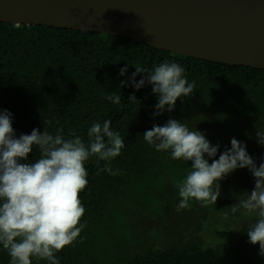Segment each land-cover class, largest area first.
<instances>
[{"label":"trees","instance_id":"obj_1","mask_svg":"<svg viewBox=\"0 0 264 264\" xmlns=\"http://www.w3.org/2000/svg\"><path fill=\"white\" fill-rule=\"evenodd\" d=\"M164 61L183 66L195 90L189 97L178 98L172 112L154 117L158 101L152 86L137 90L130 77L135 66L151 70ZM125 65L128 71L122 76L120 69ZM121 81L128 83L121 86ZM113 93L120 95L119 104L106 99ZM132 94L136 99L129 98ZM5 109L12 113L17 137L34 128H46L53 135L62 129L65 139L73 138L69 133L75 132L87 145L92 124L110 120L111 129L124 139L120 155L111 161L97 164L93 155L85 162L88 184L79 198L85 208L80 223L86 227L72 244L55 253L60 264H264V256L247 252V248L259 252V244H251L247 235L258 216L238 207L255 186L250 171L242 168L228 174L223 185L227 194L220 195L215 205L204 206L192 199L190 208L177 211L181 199L177 182L190 171L192 162L174 160L171 150L156 151L143 139L154 124L173 118L220 145L213 159L225 146L231 147L235 137L246 144L259 166L264 162V145L256 135L264 131L263 69L185 56L139 39L100 32L0 22V111ZM39 156L33 146L28 160L22 162H34ZM105 163L120 174L103 171ZM130 204L137 207L136 218L127 209ZM234 206L238 207L235 213ZM168 211L173 217L183 215L180 226L188 224L181 238L148 228L159 224V217ZM217 221L233 226L223 229ZM223 235L234 240L221 245ZM167 237L177 242H164ZM157 240L162 243H153ZM30 259L32 264H48ZM10 261L0 245V264Z\"/></svg>","mask_w":264,"mask_h":264},{"label":"clouds","instance_id":"obj_2","mask_svg":"<svg viewBox=\"0 0 264 264\" xmlns=\"http://www.w3.org/2000/svg\"><path fill=\"white\" fill-rule=\"evenodd\" d=\"M135 69L130 77L133 87L138 90L150 84L157 97L154 117L172 112L178 98L189 97L195 90V83L188 82L184 67L176 62L164 61L151 70L141 66ZM127 71L125 65L119 74L123 76ZM140 73L145 75L137 81L135 77ZM126 83L121 81V86ZM129 98L136 99L134 94ZM106 99L115 104L121 101L115 93ZM62 131L58 129L53 135L46 128H34L30 134L17 137L12 113L0 111V245L8 251L10 264H32L31 257L60 264L55 253L72 244L86 227L80 223L85 208L79 198L88 184L85 162L93 155L97 164L111 161L125 146L120 133L111 129L110 120L92 124L87 145L75 132L69 133L73 138L65 139ZM256 135L258 143L264 145V131H257ZM143 139L156 151L171 150L174 160L192 162L190 171L177 182L181 198L177 211L190 208L192 199L204 206L215 205L221 195L219 181L237 169L247 168L255 186L238 207L247 214H257L247 235L251 244H259V255L264 256V162L257 166L244 142L233 137L231 147L225 146L219 158L213 159L220 145L211 144L204 132L190 130L173 118L163 125L154 124L143 133ZM33 146L39 149V158L22 162L28 160ZM102 170L120 174L108 163ZM238 207L231 211L237 212Z\"/></svg>","mask_w":264,"mask_h":264},{"label":"water","instance_id":"obj_3","mask_svg":"<svg viewBox=\"0 0 264 264\" xmlns=\"http://www.w3.org/2000/svg\"><path fill=\"white\" fill-rule=\"evenodd\" d=\"M0 22L139 39L264 70V0H0Z\"/></svg>","mask_w":264,"mask_h":264},{"label":"rangeland","instance_id":"obj_4","mask_svg":"<svg viewBox=\"0 0 264 264\" xmlns=\"http://www.w3.org/2000/svg\"><path fill=\"white\" fill-rule=\"evenodd\" d=\"M229 178H230V176L227 175L226 177H224L222 180L219 181L222 197L223 196H226V194H227V190L224 189V186L223 185H225L226 181ZM173 197H175V192L171 194V197L170 198H173ZM127 209L129 211H132V210L134 211V210L137 209V207L134 208V204H130V206L127 207ZM209 212H211V210ZM134 213H135V211L134 212H131L132 217L134 216ZM226 214H228V213H226ZM228 216H230V214H228ZM134 217L136 218V216H134ZM182 217H183V215H178L176 213L174 214V217H173V215L171 214V212L168 211V214H166V215H164L162 217L161 216L159 217V224H157V225L150 224L148 226V228L149 227H152V228L156 229L159 235H160V233L162 231V234L163 235H171V236L174 235V236H176V238H178L180 236L182 237V235H181V234H183L182 233V229L184 227L185 228L188 227V224H182L181 226L179 225V222H181V221H183V223H184V219ZM147 222L148 221L145 220V223H147ZM217 222L219 223V226L221 228H223V229L229 228L230 226H233V223H230V222H227V221L225 223L219 222V221H217ZM185 223H187V222L185 221ZM167 225L174 226L175 229L170 228ZM212 229H215V225L212 226ZM236 230H238V226L237 225H236ZM167 238H163L162 240L164 242H167V241H175V242H177V240H170L169 238H168L169 239L168 240ZM221 238H222V242L221 241L219 242L221 245H223V243H229V242H231V241L234 240V239L230 240L231 238L228 235H223ZM162 240H160L161 243H162ZM153 243H159V241L158 240L157 241H153ZM161 243H159V244H161ZM232 244H233V242H232ZM247 250H248L247 252H250L252 255H255V254L258 255L259 254L258 250H255V249L250 250L249 248H247Z\"/></svg>","mask_w":264,"mask_h":264}]
</instances>
